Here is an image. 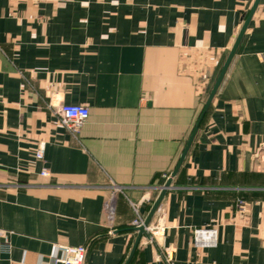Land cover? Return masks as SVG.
I'll list each match as a JSON object with an SVG mask.
<instances>
[{
  "label": "crops",
  "instance_id": "1",
  "mask_svg": "<svg viewBox=\"0 0 264 264\" xmlns=\"http://www.w3.org/2000/svg\"><path fill=\"white\" fill-rule=\"evenodd\" d=\"M253 1L0 0V264L125 263L128 200L147 215ZM61 103L88 107L77 131ZM151 225L128 264H264V0Z\"/></svg>",
  "mask_w": 264,
  "mask_h": 264
},
{
  "label": "built area",
  "instance_id": "2",
  "mask_svg": "<svg viewBox=\"0 0 264 264\" xmlns=\"http://www.w3.org/2000/svg\"><path fill=\"white\" fill-rule=\"evenodd\" d=\"M89 116V109L86 105L75 103H61L59 105L60 122L70 131L75 132L87 120ZM35 157L41 159L43 157V147L40 146L35 151ZM40 174L43 176L48 175V171L42 168ZM168 178V176H166ZM133 212L134 218L132 226H139L143 223L145 216L140 212V202L128 200ZM246 202L243 199H238L237 208L242 214L246 212ZM105 215L108 222H111L114 215V206L109 199L104 204ZM146 232L151 234H162L165 226L155 225L152 226L151 222L145 228ZM193 242L198 246H212L216 243V230L213 227H200L193 229ZM57 248L62 251L63 256L56 258L55 262L59 264H83L87 252L86 245H70V244H57ZM1 248L5 252L10 250V244L7 240L1 243ZM11 264V263H5Z\"/></svg>",
  "mask_w": 264,
  "mask_h": 264
},
{
  "label": "water",
  "instance_id": "3",
  "mask_svg": "<svg viewBox=\"0 0 264 264\" xmlns=\"http://www.w3.org/2000/svg\"><path fill=\"white\" fill-rule=\"evenodd\" d=\"M258 3H259V0H254L252 5H251V7H250V9H249V11L247 12V14L245 16V19L243 21V24H242V26L240 28V31L238 32V35H237V37H236V39H235V41H234V43H233V45H232V47L230 49L225 61H224V63L222 65V67H221V69H220V71H219V73H218V75H217V77H216V79H215V81H214V83H213V85H212V87H211V89H210V91H209L204 103H203V106H202V108H201V110H200V112H199V114L197 116V119H196V121H195V123H194V125H193V127L191 129V132H190V134H189V136H188V138H187V140L185 142V145H184V147H183V149H182V151H181V153L179 155V158L177 160V163H176L175 167L173 168V170L171 171L170 175L168 176V178L166 179V181L164 182V184L160 188V192H159L158 196L156 197V199L154 200L153 204L151 205L147 215L145 216V218L143 220V223L141 225H139V226H132L131 227V229L136 231L137 234H136L135 240L133 242V245L131 247L130 253H129V255H128V257H127V259H126L124 264H128L129 263V261H130L132 255H133V253H134V250H135V248H136L141 236L142 235H147V232H146L145 228L151 222V219H152L155 211L157 210V208H158V206H159V204H160V202H161L166 190L170 186L172 178L175 176V174L177 173L179 167L181 166V163L183 162V159H184V157H185V155H186V153H187V151H188V149L190 147V144H191V142H192V140H193V138L195 136V133H196V131H197V129H198V127H199V125H200V123H201V121H202V119H203V117H204V115H205L210 103H211V100H212L213 96L215 95V93L217 91V88H218V86H219V84H220V82H221V80H222V78H223V76H224V74H225V72L227 70V67H228V65H229V63H230V61H231V59H232V57H233V55H234V53L236 51V48H237V46H238V44H239V42L241 40V37H242V35H243V33H244V31H245L250 19H251V16H252L253 12L255 11Z\"/></svg>",
  "mask_w": 264,
  "mask_h": 264
}]
</instances>
